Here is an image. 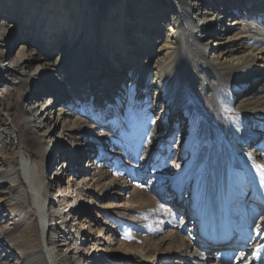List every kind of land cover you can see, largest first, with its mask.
I'll list each match as a JSON object with an SVG mask.
<instances>
[{
	"label": "bare ground",
	"instance_id": "6f19581e",
	"mask_svg": "<svg viewBox=\"0 0 264 264\" xmlns=\"http://www.w3.org/2000/svg\"><path fill=\"white\" fill-rule=\"evenodd\" d=\"M212 1H215L219 8L214 7ZM227 1L0 0V46H7L8 52L13 50L16 45L12 32L16 29L20 33L19 39L22 40L17 46L15 57L5 65L4 71L0 69V85L7 80L4 73L12 74L14 78L11 81L17 86L18 101H22L30 92L34 94V91L42 95L48 91L52 96L45 97L39 103L42 99L41 95L36 98L34 105L27 108L21 104L19 111L21 114L16 116L18 119L16 121L21 123L22 131L32 135L31 138L37 143L36 155L40 159H49V164L56 162L58 142H67L68 138L74 140L70 150H63L65 161L60 163V169L52 171L51 174L55 178L53 182L51 176L46 180L43 178L44 170L41 163L25 151L21 150L20 163L17 166L0 163V189L2 185L9 184L8 191L0 190V209L12 207V211H15V215L20 219V221L16 219L15 224L22 222V218L29 213L27 209L31 207L35 210L38 219L37 234L35 232L32 234L34 225L30 223L26 224L19 234L7 237V247L2 246L0 264H9L7 261L9 256L18 259L15 264H59L60 262L70 264L68 261H74L78 253L74 251L75 254L70 256L72 250L68 246L75 244L77 247L82 243H86L88 248L83 252L86 262L82 264H88L89 260V263L96 260L101 264L104 259L111 258L104 253L105 247L113 245L114 240L112 231L115 230V226L108 218L115 215L127 216L130 208L135 207L130 204V208H127L128 204L124 202H112L113 204L105 207L101 205L92 207L89 213H85L86 207L84 208L81 203L92 180L96 182L98 178L97 182H101L104 179L103 172L97 169L98 163L93 168L91 161H89L91 165L88 163L84 165L82 158L87 156V153H93L95 163V153H101L100 146L110 135L106 131L94 134L92 129L106 122L113 127L110 128L111 130H118L123 135L122 142L144 145V154L147 155L151 151L156 155L160 152L163 155L162 162H167L170 158H178L184 162L182 167L172 164L173 166L163 174L171 178L178 174L185 175L186 172L195 176V184L189 183L188 194L185 195L187 197L185 218L196 219L191 224L193 226L197 223L199 236L200 229L205 230L204 236H210L209 231H212L211 237L213 235L220 237L223 234L229 237L232 234L228 230L230 220L226 216L228 213L226 200L229 190L234 191L233 188L238 180L234 174L233 188H230V169L233 166L246 169L248 175L257 184L261 174L264 175V162L258 159L254 161L257 156L264 157L262 150L264 146L257 148L259 152H256L257 150L248 152L247 149L239 148L236 142V140L246 141L252 136V130V133L246 130L248 126H253V131L257 128L259 133L264 129L261 125L264 122V0H232L241 7H235L234 4L228 8L230 12L225 10ZM10 8L14 14L9 13ZM116 10H119V13L115 12ZM248 13H253L255 16L250 17ZM224 17L226 20L228 17L231 19L225 28L219 30L220 35H214L216 41L213 45L221 49L218 50L215 59L208 60L205 56L210 48V38L216 31L215 26L220 24ZM151 18L153 20L150 21ZM10 19L14 20V24ZM30 21L35 23L28 28ZM85 23L86 26L92 24L88 30L84 28ZM119 23L121 26L118 25ZM140 26L144 27L143 32ZM120 27H122L121 31ZM131 29L135 31V35H139L141 45L135 54L132 43H136V40H127L131 35ZM152 29L155 31L152 32ZM166 29L169 33H162ZM30 30L32 31L28 33ZM62 30H65V34L60 37ZM160 37L159 44L164 42V46L168 45V48H171L170 53H163L162 58L157 59L156 65L161 67L159 72L153 74L154 78L158 79L157 85L161 84L166 88L164 95L155 96L157 101L167 103L168 112L162 115L160 111L161 117L158 120L165 124L164 130L151 126L154 125V117L149 108L153 105L148 106V100L138 98L140 95L148 96L154 86H142L136 82L139 70H143L146 63L150 62L152 56L157 53H151L149 43L143 44V39L149 42L150 39L156 41ZM55 50L58 53L53 57ZM135 56L138 57L137 59L144 57L145 63L142 64L143 60L141 63L140 60L138 63L136 61L134 68L138 67L137 71L131 68L126 74L128 70L126 67ZM52 57L54 60L50 62ZM32 67L33 71L29 72ZM123 75L128 82L120 86V78H123ZM42 77L46 78L45 82L41 81ZM248 78H253V81H257L259 85L254 92L242 91L244 97L240 98L239 105L232 107L229 104L232 94L240 85L245 84ZM144 80L146 84V79ZM28 85H31L30 90L26 89ZM44 85L54 88L46 90ZM79 87L88 88L89 91L80 94ZM90 90H95L96 93H91ZM111 91L114 94L109 95ZM62 96L69 98L65 107L79 104L76 111L84 118L75 116L70 120L64 119V114L68 116L70 113L64 107L52 111L56 98ZM110 96L115 98V109L111 103L106 105L107 100L104 101ZM1 100L3 101L4 97L0 98ZM122 106L124 108L120 109ZM156 107H160V104ZM204 107H208L210 111L202 114ZM170 113L173 120L168 123L166 119ZM174 114L182 117L179 119ZM196 115L199 117L196 118ZM184 117L185 122L181 126L185 127L187 134L181 135L177 120L182 121ZM216 124L224 126L226 130L215 140V145L211 143L212 147L209 150L205 136L209 131L214 132ZM77 133L85 134L89 141L84 138L79 139L80 141L75 140L74 134ZM163 134L165 137L162 136ZM233 134L235 135L230 141ZM1 135L0 141L3 139ZM23 137L20 138L22 142ZM93 142L98 146L94 145L93 148ZM158 144H160L159 149L153 151ZM78 145H85L87 153L84 154ZM75 152L79 156L71 168L70 157ZM0 157H2L1 144ZM144 165L140 163L136 170L145 171L147 167ZM68 170L77 172V175L84 172L76 187L70 183L75 181L71 176L65 185L61 184L64 171ZM53 185L57 186V190L55 196L51 197L50 191ZM117 185V182L113 181L107 187L98 190L101 194L94 190L96 198L102 199L108 195V192L114 193L113 197H119L120 194L115 192ZM258 186L264 195V185L258 184ZM182 193L183 191L176 193L174 206L181 208L184 206L181 203L185 197ZM50 200L53 205L48 206ZM84 214L86 218L90 216L94 218L95 222L88 221L83 217ZM118 216L117 219L121 222L126 221ZM72 217L71 229L64 230L66 224L71 223ZM79 219L81 221H78ZM184 223L183 221L182 224ZM106 227L109 228L108 234L104 231ZM1 231L2 229L0 235ZM196 231L193 227L192 236L197 234ZM165 238L166 249L156 252L155 255L171 253L176 254V257H182V252L189 251L192 245L195 248L192 254L199 255L196 251V246L199 245L193 243L192 237L184 238L178 233L169 232ZM209 240H203V245L199 246L202 254L205 249L202 247L207 243L212 244ZM223 242L230 243L227 240ZM157 248L160 249V244ZM222 251L230 252L221 249L220 252ZM207 259L208 256H205L204 260ZM224 259L226 261V256ZM199 260L201 261L200 258ZM149 261L150 258L145 259V262Z\"/></svg>",
	"mask_w": 264,
	"mask_h": 264
},
{
	"label": "rangeland",
	"instance_id": "374dc122",
	"mask_svg": "<svg viewBox=\"0 0 264 264\" xmlns=\"http://www.w3.org/2000/svg\"><path fill=\"white\" fill-rule=\"evenodd\" d=\"M214 2L215 1H212V4H214V7L219 8V5H216V3ZM234 4L235 3H233L232 0H228L225 4L226 5L225 10L227 9L226 12H230L228 8H230ZM237 4L238 5L235 4V7H241L239 3ZM201 8L200 9L203 11L204 6ZM10 10L11 11L9 13L14 14L12 8H10ZM117 11L119 13V10H116L115 12ZM133 12H135V10ZM253 13L252 14L248 13L247 15L250 17L252 15V17H254L255 15ZM230 19L231 17H228L227 20L224 17L222 21L220 22V24L215 26L214 30L216 31L214 34H213V31L211 33V35L213 34V37L210 38V48L208 50V53H206V56H205L206 59L213 60L217 56V52L218 50L221 49V47H215V46L213 47L216 41L214 35L215 36L220 35L219 30L225 28V25L228 24ZM149 20L151 21L153 19L151 18ZM11 21H12V24H14L13 22L14 20L12 19ZM31 22L33 21H30L29 23L30 25H28V28L31 27V24L35 23V21L33 23ZM70 22H71V19H70ZM194 22H196V19H194ZM86 24L87 23H85L84 28L88 30V28L91 27L92 24H90L89 26L88 25L86 26ZM165 24H167V22H165ZM118 25L121 26V23H119ZM121 28L122 27H120V31H121ZM154 29H152V32L155 31ZM140 30H142L141 32H143L144 27L140 26ZM31 31L32 30L28 31V33H30ZM12 33H14L12 35V38L15 37L14 43L16 45L15 47L12 48L13 50L11 52H8L7 46H0V69L2 68L3 71L5 70V65H7L10 59H13L15 57L17 46L22 41L21 39H19L20 33L17 29L16 31ZM162 33H169V31H167L166 29V31L163 30ZM64 34H65V30H62V32H60V37H62ZM130 34L132 36L129 35L127 37V40L129 39L130 41L136 40V43H132V49L135 54V52H138L139 49L141 48L139 47L141 46L139 43L140 39H139V35H135V31L132 30ZM28 38H29V34H28ZM144 39H143V44L145 42L149 43L150 52L151 53L157 52V53H155L152 56V60L150 62L146 63L143 70L142 69L139 70V73H138L139 76L137 77L136 82L137 84H141L142 86L147 85L150 87L151 86H154V87H152V92L149 93L148 96L140 95L138 98L140 100L141 99L148 100V106L153 105L152 108L151 107L149 108L152 117H154L153 118L154 125H151V126L164 130L165 124L160 123L158 120L161 117L160 111H162V115L168 112L167 103L166 101H157L158 99H155V96L156 94L164 95L166 92V88L161 86V84L157 85L158 79L154 78L153 74H156L157 72H159V68L161 67V65L159 66L156 65L157 59L162 58L163 53H167V54L170 53L171 48H168V45L164 46V42H162V44H159V41H161V37L156 41H154L153 39H150L149 42L147 40L145 41ZM164 39H165V35H164ZM211 43H212V46H211ZM54 53L55 54L53 55V57H55L58 52L55 50ZM53 57L50 59V62H53L54 60ZM136 57L137 56H135L129 62L128 66L126 67V69H128L126 71V74L130 72L131 68H133L134 71H137L138 67L134 68L136 61L138 63V61L140 60V63H141V61L143 60L142 64L145 63L144 57H142V59H137L138 57L137 58ZM171 57H173V54ZM259 63L261 62H258V64ZM160 64H163V63H160ZM33 69H34L33 67L30 68L29 72L33 71ZM28 76H29V73H28ZM124 76L125 75H123V78H120V86L128 82L127 78ZM4 77H7V80H5V82L2 85H0V98L4 97V100L3 101L1 100L2 104L0 101V134H2L1 136L3 137V139L0 141V144L2 146V157H0V163L2 164L10 163V164H14L17 166L20 163L21 152L25 151L26 153H28V155L30 154L34 158L39 160L42 166V170H44L43 178L46 180L47 178L51 176V182H53L55 178H54V175L51 173L53 170L57 168L58 170L60 169L61 167L60 163H63L65 161L64 152L67 151V149L70 150L72 148V145L74 144L73 143L74 140L73 138L67 139V136H65V139H67L66 140L67 142L62 141L56 144V150H57L56 157H55L56 162L54 161V163L49 164L48 163L49 159L48 160L40 159L35 153V147L37 143L31 138L32 135L27 134L26 132L22 131L21 123L16 121L17 119L16 116L21 114V112H19L21 109L20 108L21 104L23 105V107H26V108L29 106H32L35 104L36 98L40 97L42 94L40 92L36 93L35 91H34V94L30 92V94L26 95L22 101H18L16 98L17 86H15V83L11 81V79L13 80L14 76L12 74L7 75L6 73H4ZM144 79H146V84H144V81H145ZM41 81L45 82L46 78L42 77ZM258 85L259 83L257 81L254 82L253 78H248L245 84L240 85L236 89V91L232 94V100L230 101L229 104H231L232 107L239 105L240 100L242 99V97H244V93H242V91L248 92L251 90L254 92ZM44 86H46L45 88L46 90H52L54 88V86H52L53 88L47 85H44ZM30 87L31 85H28L26 86V89L30 90ZM85 91H89V89L83 88V87L78 89V92H80V94L84 93ZM90 92L96 93L95 90L94 91L90 90ZM112 94H114L113 91L109 92V95H112ZM45 97H52L51 92L47 91L44 95H42L41 96L42 99L39 101V103H41V101H43ZM112 97L113 96H110V98L104 99V101L106 102L107 100L106 105L111 103L114 108L115 98L114 97L112 98ZM5 99H6V102H5ZM68 100L69 98H66L64 96H62V98L61 97L56 98V101L53 103L52 111L55 112V109L57 110L58 107H64L68 113L70 112L69 113L70 116L69 115L67 116V114H64V119L70 120V119H73L75 116L84 118L83 115L79 114L76 111L77 106L79 108V104H74L72 107H69V108L65 107ZM157 104H160V107L157 108L156 107ZM106 105L104 106L107 107ZM123 108L124 107L122 106L120 109H123ZM207 111L208 112L210 111L209 108L204 107V110L201 111V113L205 114V112L207 113ZM170 115L171 113L169 114L168 119H166L168 123L169 121L172 122L173 120V118H171ZM174 116L178 117L179 119L182 117V115L179 116L177 114H174ZM198 117L199 115H196V118ZM179 119L177 121L180 127L179 128L180 134L181 135L183 133L187 134V132H185L184 130L185 127L181 126V124L185 122V117L182 119V121ZM261 125L264 126V122ZM111 127L112 126L106 122L105 124L96 125V127L92 129L94 131V134H99L101 131H106L107 133L109 132L110 137H108L109 139L106 138L105 140H103V144L102 146H100L101 153L99 154L95 153V156H96L95 163L91 165L90 162L88 161V158L86 159L84 156L82 158V163L84 165L88 163L91 165V167L93 166V168L97 165L96 163H98V167L100 169L99 168L97 169L98 171L103 172L104 179L101 182H97L98 176H96L97 181L95 182L92 180V182L89 185L90 186L89 190L88 191L85 190L86 192L84 194H86V196L82 197L81 203L84 208L86 207V209H84L85 213H89L92 207H96L100 205L105 207L113 203H123L124 202V204L125 203L128 204L127 208H130V204L131 206L135 208L133 209L130 208V211L128 212L127 216H118V215H115V217L109 216L108 220H110L111 223L113 222V225L115 226V230L112 231V233L114 232L112 236L114 237V240H113V245H111L110 247H107V246L105 247L104 253L110 255L111 258H113L114 260L109 257L101 261V264H254V263L264 264V195L261 193V190H259L260 187L258 186V184L264 185V175L263 174H261L262 180L260 179L257 184L248 175L246 169L244 168L242 169L236 166L235 167L233 166L230 169V175H229L230 188H233L232 181L234 178V174L236 175V179L238 180L235 184V187L233 188V190L236 191V193L232 191V189H230L227 194V200H226V203H227L226 208L228 212L226 213V216L228 220H230V223H228V230H230L232 234L229 237L224 236L223 234L219 238L221 239V241L227 240V241L233 242V240L234 241L236 240L237 242L241 244L240 246H238L237 249L236 248L230 249V252L225 253L223 251L220 252L221 250L220 248H219L220 250L209 249V245L207 243V245L202 247V248H205L203 250L204 254H202L200 250L201 248L199 246H202L203 244L197 243V245H199L198 247L196 246L197 248L196 251L199 253V255L197 256L196 255L194 256L192 254L193 251H195V248H193V245L190 247L189 251H186L185 253L182 252L183 254V255L181 254L182 257H176V254H171V253L163 254V255H158V254L155 255L156 252H161V250L166 249L167 242H164L165 241L164 238L167 237V234L169 232L178 233L180 236L184 238L193 237L192 236L193 227L196 228L197 223L193 226L191 223L195 222L196 219L192 220L190 218L187 220L185 218V215L187 214L186 213V204H187L186 196L188 194L187 188L190 185L189 183L191 182L194 183V179L196 178L194 175L186 174L187 172L185 173V175L180 176L178 174V176L173 177V178L164 175L163 172L167 170L170 166L178 165L179 167H182V164L184 162L179 160L178 158H170L168 159L167 162H162L163 155H161L160 152H158V154L155 155V153H152L150 151L149 154L146 155L144 154V148H145L144 145H142L141 143H135V142L130 143V144L129 143L126 144L122 142L121 138L123 137V135L120 132H118V130L116 131L111 130L110 129ZM256 129L257 128H255V131H253L254 130L253 126H248V128H246V130L249 132H251L252 130L253 132V133L251 132L252 136H250V138H248L246 141L240 142L236 140L239 148L247 149L248 152H254L257 150V148L259 149L260 146L262 147L264 146V136L262 137V133L264 132V129H263V132L261 133H259L260 131ZM225 130L226 128L224 126H220L219 124H216L214 132L209 131L206 134L205 139H206V142L208 143L207 147L209 148V150L211 149L212 144L215 145V140L224 134ZM20 135L24 136L23 142L20 140L21 138ZM74 135H75V140L77 141H80L79 139H83V138L86 141L88 140L86 139L85 134L77 133ZM234 135L235 134H233L230 137V141L233 139ZM162 136L165 137L164 134ZM92 144H93L92 146L93 148H94V145L98 146L97 144H95V142H93ZM78 146L80 150H82V152L85 154L86 152L85 145H78ZM159 147H160V144L155 146L153 148V151H156L157 149H159ZM97 149L98 148H96V150ZM140 149H142L143 151L139 152ZM262 150L264 151V147L262 148ZM259 151L260 150H257L256 152H259ZM91 154L93 156V153ZM77 156H79V154H76V152L71 155L70 157L71 168H73L72 165H74V163L76 162ZM257 159L262 163L264 162V157L261 158L257 156L254 159V161ZM140 163L145 164L144 166L147 167V169L143 172L136 170ZM256 164L258 165V163ZM76 173H74L72 170H68L67 172L64 171V175L62 177L63 180L61 184L65 185L66 182L69 181V178L71 176L76 182L71 181L70 183L73 184L74 187H76L75 186L77 185L76 183L81 181L80 179H81V176L84 175V172L83 173L81 172L78 175ZM93 173H96V172L93 171ZM113 181L114 183L117 182L118 184L116 186L115 192H117V194H120V196L113 197L114 193L108 192V195L105 196L104 198L102 199L96 198L94 190L98 192L99 189L107 187L109 184L113 183ZM8 186L9 184L6 183L2 185L0 190L8 191ZM161 188H164V190ZM56 190H57V186L53 185V188L50 191L51 197L55 196ZM178 191L180 192L183 191L182 195L184 196L186 195L181 202L184 204L182 208L181 206L176 207L173 205L174 200H176V198L174 197L176 193H178ZM98 194H101V193L98 192ZM51 204L53 205V202L50 200L48 203V206H50ZM140 204H142L143 206ZM54 205H56L55 202H54ZM63 208H66V207H63ZM27 210L29 211V213L27 214V216L22 218V222L15 224V220L18 219V221H20V219L18 215H15L16 212L12 211V207L0 209V213H1L0 229H2L1 235H0V254L2 253L1 252L2 246L5 248L7 247L6 245L7 237H13L16 234H19L20 232H22V228L25 227L26 224L29 225L30 223H32L34 225V231L32 232V234H34V232L35 234H37L38 219L35 214V210L32 207L28 208ZM117 216L120 218H124L126 221L121 222L120 220L117 219ZM198 216L196 218H198ZM83 217L86 218L87 216L84 214ZM86 219L90 221L91 223L95 222L94 218H92L91 216ZM72 220H73V217L70 219L71 223L66 224V226L64 227V230L66 229V231H68L69 229H71V225L73 223ZM101 220L105 221L102 218ZM108 220H107V223L109 222ZM78 221H81V220L79 219ZM183 221L186 224L185 223L182 224ZM85 225H87V223ZM104 231L105 233L108 234L109 228L106 227V230ZM199 232H200V235L202 234L204 237V238H201L202 241L209 240L210 238H213V237L216 238L215 235L211 237L212 231H209L210 236H204V233H205L204 229H200ZM159 244H160V249L157 248ZM215 245L218 246V243H216ZM77 247H75V244L73 245L71 244L68 246V248H71L72 250V252H70L69 254L70 256L74 253V251L75 252L77 251L76 253H78L75 256V259L73 258L74 261H68L70 264H82V262L85 261L83 252L87 251L86 250L88 249L86 248L87 244L82 243V245H79V246L77 245ZM154 247H156L155 248L157 249L156 251L155 249H153ZM116 251H120V252H116ZM133 253H135L136 255H134ZM205 256L206 257L208 256L209 258L206 261L204 260ZM225 256H226V261H224ZM8 258H9L8 260L7 258H5V260H7L9 264H15V262H17L18 260L10 256ZM146 258H150L152 262L151 261L145 262ZM199 258L201 259V261L199 260ZM89 262L90 260L88 261V264H99L100 263L99 261H96V260H94L92 263H89ZM59 264H63V263L60 262Z\"/></svg>",
	"mask_w": 264,
	"mask_h": 264
},
{
	"label": "snow or ice",
	"instance_id": "6c2138e0",
	"mask_svg": "<svg viewBox=\"0 0 264 264\" xmlns=\"http://www.w3.org/2000/svg\"><path fill=\"white\" fill-rule=\"evenodd\" d=\"M5 31H7V29H5Z\"/></svg>",
	"mask_w": 264,
	"mask_h": 264
}]
</instances>
